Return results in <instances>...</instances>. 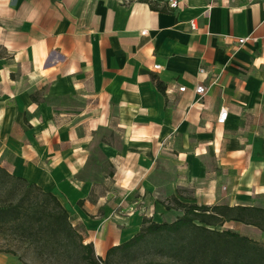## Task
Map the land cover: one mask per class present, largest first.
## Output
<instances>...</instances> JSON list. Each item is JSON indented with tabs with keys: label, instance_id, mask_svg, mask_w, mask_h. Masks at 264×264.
<instances>
[{
	"label": "crops",
	"instance_id": "crops-1",
	"mask_svg": "<svg viewBox=\"0 0 264 264\" xmlns=\"http://www.w3.org/2000/svg\"><path fill=\"white\" fill-rule=\"evenodd\" d=\"M167 1L0 0V164L102 259L173 195L264 208V0Z\"/></svg>",
	"mask_w": 264,
	"mask_h": 264
},
{
	"label": "trees",
	"instance_id": "trees-1",
	"mask_svg": "<svg viewBox=\"0 0 264 264\" xmlns=\"http://www.w3.org/2000/svg\"><path fill=\"white\" fill-rule=\"evenodd\" d=\"M155 79L164 92L163 82ZM166 208L182 214L171 222L145 217L133 238L111 247L102 259L92 243H85L56 195L0 164V235L25 244L26 255L33 252L39 257L61 258L69 254L84 264H113L119 252L134 255L146 249L151 257L138 264H264V244L224 226L235 221L264 230V208L199 204L176 195L168 198ZM0 252L26 263L16 247L0 248Z\"/></svg>",
	"mask_w": 264,
	"mask_h": 264
},
{
	"label": "rangeland",
	"instance_id": "rangeland-1",
	"mask_svg": "<svg viewBox=\"0 0 264 264\" xmlns=\"http://www.w3.org/2000/svg\"><path fill=\"white\" fill-rule=\"evenodd\" d=\"M9 171V170H8ZM187 194H189L187 192ZM233 230L244 232L246 228L244 226H241V224H234ZM8 246L16 247L19 254H22L24 257V261L27 264H84L81 263L77 256L71 257L69 254L63 255L61 258H58L56 256H43L39 257L37 254H34L33 252L25 254V244L18 243L10 236H4L0 235V248H5ZM150 250L143 249L141 251H137L134 255L133 254H124L122 252L117 253L113 258V264H138L141 262H145L147 259H149ZM22 262L18 256L0 252V264H26Z\"/></svg>",
	"mask_w": 264,
	"mask_h": 264
},
{
	"label": "built area",
	"instance_id": "built-area-1",
	"mask_svg": "<svg viewBox=\"0 0 264 264\" xmlns=\"http://www.w3.org/2000/svg\"><path fill=\"white\" fill-rule=\"evenodd\" d=\"M168 5L170 6V8L172 9H177L180 7L182 0H168ZM191 28L193 30L196 29V23L195 21H191ZM256 40L254 37L252 36H246V37H240L238 39V43L239 45H243L245 43H247L248 41H254ZM161 67V65H155V69H159ZM200 72H205L204 68L200 69ZM180 91H186L187 90V86L183 85L179 87ZM195 93L198 95H203L206 92V87L203 84H198L195 89H194ZM228 116V111L226 110V108H222L219 115H218V122L220 124L225 123L226 119Z\"/></svg>",
	"mask_w": 264,
	"mask_h": 264
}]
</instances>
